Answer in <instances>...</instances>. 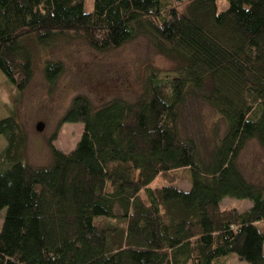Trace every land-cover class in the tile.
<instances>
[{"label":"trees","instance_id":"1","mask_svg":"<svg viewBox=\"0 0 264 264\" xmlns=\"http://www.w3.org/2000/svg\"><path fill=\"white\" fill-rule=\"evenodd\" d=\"M0 0V75L18 91L32 77L39 47L80 37L109 51L147 36L175 64L176 76L149 73L132 101L97 108L74 96L59 124L82 132L67 153L48 143L50 161L22 158L23 132L0 119V264H215L237 254L264 264V189L236 161L246 143L264 149V0ZM60 62L42 67L52 84ZM208 104L225 129L201 159L181 140L178 109ZM188 168L190 188L152 187L157 177ZM173 181V179H172ZM224 198L248 200L244 211Z\"/></svg>","mask_w":264,"mask_h":264},{"label":"rangeland","instance_id":"2","mask_svg":"<svg viewBox=\"0 0 264 264\" xmlns=\"http://www.w3.org/2000/svg\"><path fill=\"white\" fill-rule=\"evenodd\" d=\"M92 1H84L85 12L92 10ZM215 4L217 12L227 8L226 0H215ZM25 40L22 42L32 55V77L27 86L18 91L0 75V119L15 118L25 137L22 158L33 168L49 163L48 143L53 138L52 145L64 153L69 152L78 140L81 124H59L74 96L85 97L93 108H97L115 97L134 100L149 73H155L163 80L176 76L174 62L157 53L152 41L144 35L109 51L94 50L77 36L58 39L46 47H39L30 40L26 43ZM48 61L62 64V72L52 84L45 81L42 73V67ZM37 123L42 124L41 131L35 129ZM224 129V122L216 112L198 99L189 96L178 109L179 138L192 140L201 159L222 137ZM4 146L5 140L0 136V152ZM236 165L247 181L264 189V149L256 141L246 143ZM168 175L170 181L157 177L150 185L172 184L183 191L190 188L188 168L170 171ZM250 205L244 199L224 198L221 202V207L238 211H244ZM4 214L5 209L0 210V226ZM215 264L252 262L240 255L229 254L219 258Z\"/></svg>","mask_w":264,"mask_h":264},{"label":"water","instance_id":"3","mask_svg":"<svg viewBox=\"0 0 264 264\" xmlns=\"http://www.w3.org/2000/svg\"><path fill=\"white\" fill-rule=\"evenodd\" d=\"M35 129L37 131H41L42 130V124L41 123H37L36 126H35Z\"/></svg>","mask_w":264,"mask_h":264}]
</instances>
